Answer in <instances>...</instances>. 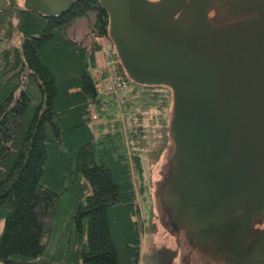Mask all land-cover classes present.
I'll use <instances>...</instances> for the list:
<instances>
[{
  "label": "trees",
  "instance_id": "obj_1",
  "mask_svg": "<svg viewBox=\"0 0 264 264\" xmlns=\"http://www.w3.org/2000/svg\"><path fill=\"white\" fill-rule=\"evenodd\" d=\"M81 18L85 39L68 32ZM107 26L99 0L50 16L10 0L0 12L1 264H179L176 245L143 251L158 228L141 200L168 143L170 91L130 81L106 94V61L94 71ZM112 99L122 114L107 113Z\"/></svg>",
  "mask_w": 264,
  "mask_h": 264
},
{
  "label": "water",
  "instance_id": "obj_2",
  "mask_svg": "<svg viewBox=\"0 0 264 264\" xmlns=\"http://www.w3.org/2000/svg\"><path fill=\"white\" fill-rule=\"evenodd\" d=\"M16 1L50 16L76 0ZM99 3L129 80L170 91L153 197L180 262L264 264V0Z\"/></svg>",
  "mask_w": 264,
  "mask_h": 264
},
{
  "label": "rangeland",
  "instance_id": "obj_3",
  "mask_svg": "<svg viewBox=\"0 0 264 264\" xmlns=\"http://www.w3.org/2000/svg\"><path fill=\"white\" fill-rule=\"evenodd\" d=\"M20 2V1H18ZM21 3V2H20ZM91 29V21H89L87 18H81L79 19L73 26H71L69 28V35L78 38V39H85V35L90 31ZM22 41L21 37L18 35V37L16 38V42L18 44H20ZM113 48L112 43L110 42L109 38L108 41L105 42L104 44V50L103 52H99L97 54L98 57V70H95V73L100 72L106 65V63L108 62V60L110 59V56L107 55L106 53V48ZM105 56H106V60H105ZM108 58V59H107ZM106 61V63H105ZM98 78V76H96ZM105 89L106 90V94L109 93L110 90L113 89V82L109 79L105 80L104 83ZM130 89V86L127 88H123L118 90L119 95H124L126 94ZM108 98H113L114 95L113 94H108L107 96ZM115 100L112 99L109 103L106 104L107 106V113L111 114L113 112L116 113V115H120L122 114V109L118 108L115 106ZM169 111V109H168ZM168 111H167V122H168ZM166 128H167V124H166ZM167 147V146H166ZM164 154V153H163ZM163 155L161 157V159L159 161H157V163L153 164L152 166V178L153 181L155 182V179L158 175V170L162 161ZM154 182L153 185L151 186V189H147L146 190V194L149 192V195L147 194V198H144L141 200V205H142V210H143V215L147 220V224L150 225V216L151 214V208L154 205L155 208V202H154V197H153V189H154ZM150 192H152V198L150 195ZM156 211V208H155ZM157 213V211H156ZM154 220L158 223V228L156 231H153L150 227L147 228L146 233H145V242H144V247H143V251L144 252H148L150 251L151 247L153 246L154 242L158 243V244H162V243H168L171 245H176V240L175 237L168 232L160 223L159 219H158V215L156 216V218H154ZM151 226V225H150ZM178 263L182 264L180 262V258L178 257ZM1 264V263H0Z\"/></svg>",
  "mask_w": 264,
  "mask_h": 264
},
{
  "label": "built area",
  "instance_id": "obj_4",
  "mask_svg": "<svg viewBox=\"0 0 264 264\" xmlns=\"http://www.w3.org/2000/svg\"><path fill=\"white\" fill-rule=\"evenodd\" d=\"M106 53L108 56H110V59L107 62V68L110 70L111 79L115 85V88L117 90H120L129 87L130 80L128 79V77L116 69V65L119 60L116 55H113L115 53V50L111 47H108L106 48ZM94 116H96V114Z\"/></svg>",
  "mask_w": 264,
  "mask_h": 264
}]
</instances>
